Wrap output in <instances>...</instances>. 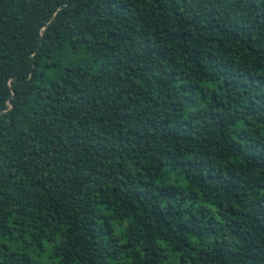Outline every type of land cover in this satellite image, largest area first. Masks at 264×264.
Listing matches in <instances>:
<instances>
[{"label":"trees","instance_id":"1","mask_svg":"<svg viewBox=\"0 0 264 264\" xmlns=\"http://www.w3.org/2000/svg\"><path fill=\"white\" fill-rule=\"evenodd\" d=\"M12 234L52 264H264V0H0Z\"/></svg>","mask_w":264,"mask_h":264},{"label":"rangeland","instance_id":"2","mask_svg":"<svg viewBox=\"0 0 264 264\" xmlns=\"http://www.w3.org/2000/svg\"><path fill=\"white\" fill-rule=\"evenodd\" d=\"M115 225V233H120V228L118 227L117 223L114 222ZM0 244H4L12 251H19L25 255H28L30 258L35 260L40 264H52L54 262L53 259L50 257V244L44 242L42 247H35L28 243V238H18L16 234L7 235L4 238L0 239ZM169 264L174 263V256L172 253L167 251Z\"/></svg>","mask_w":264,"mask_h":264}]
</instances>
